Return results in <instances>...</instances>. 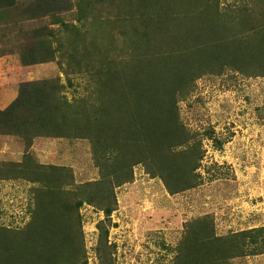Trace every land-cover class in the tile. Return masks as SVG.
<instances>
[{
	"label": "trees",
	"instance_id": "1",
	"mask_svg": "<svg viewBox=\"0 0 264 264\" xmlns=\"http://www.w3.org/2000/svg\"><path fill=\"white\" fill-rule=\"evenodd\" d=\"M220 4L219 0H0V16L18 12L23 20L49 18L57 24L34 28L33 48L21 52L25 64L60 54L71 60L65 66L68 73L88 76L103 99L97 106L95 95L69 100L60 78L23 83V99L0 109V134L15 133L30 141L44 135L92 138L98 141L105 164L107 152L115 151L111 172L103 176L111 185L110 175L116 186L122 185L131 179L136 164L145 163L173 193L194 187L196 175L191 177L185 166L177 165L191 156L192 172L202 158L179 118L177 94L182 90L176 87L177 77L192 80L228 64L264 75V12L221 10ZM69 14L77 16L75 21L68 19ZM76 83L68 77L70 87L76 88ZM215 143L222 145L218 139ZM28 162L17 163L18 169L0 168V179L24 177L47 184L36 189L38 210L29 225L46 229L36 237L41 238L36 239L40 247L33 245L31 251L44 264H57L66 242H75L66 227L70 225L66 214L81 203L69 202L64 171L43 165L34 170ZM42 168L56 176L41 175ZM183 172L190 183L178 186L174 174ZM102 195L100 204L108 201L102 207L110 215L115 196L108 190ZM96 199L100 196L88 198ZM43 211L47 222L38 219ZM64 227L63 232L49 235ZM56 239H61L59 245ZM9 247L13 246L6 244L5 250ZM20 249L27 246L20 244ZM177 249L175 264H229L235 257L264 254V226L217 235L206 216L188 224Z\"/></svg>",
	"mask_w": 264,
	"mask_h": 264
},
{
	"label": "rangeland",
	"instance_id": "2",
	"mask_svg": "<svg viewBox=\"0 0 264 264\" xmlns=\"http://www.w3.org/2000/svg\"><path fill=\"white\" fill-rule=\"evenodd\" d=\"M219 1L221 10L241 7L251 14L264 12V0ZM22 17L18 12L0 16V109L23 99V83L54 78L65 85L62 92L69 100L95 95L97 106L103 99L89 77L66 70L70 59L58 54L33 64L23 62L21 52L29 53L37 40L34 28L57 24L52 25L49 18ZM76 17L69 14L68 19ZM181 76L176 82L182 90L177 94L179 118L202 158L192 172L191 156L177 162L197 181L177 193L145 163L136 164L131 179L122 185L116 186L110 175L111 185L103 176L111 172L115 151L107 152L105 164L99 157V143L92 138L44 135L30 141L15 133L0 134V168L18 169L17 163L29 161L34 170L37 165L61 169L69 202L81 203L66 214L70 222L66 227L75 242H66L64 250L58 246L64 252L58 253L57 264H175L177 248L192 221L209 216L217 235L264 226V75L228 64L192 80ZM68 77L77 82L76 88L68 85ZM217 139L221 147L216 146ZM43 170L41 175L56 176ZM188 174H174L178 186L190 183ZM46 185L24 177L0 179V264L45 263L32 256V251L33 245L40 247L36 239L41 238L36 237L46 228L29 224L38 210L36 189ZM107 190L115 196L110 215L102 207L108 201L100 204ZM92 195L100 199L90 202ZM45 212L38 214L39 221H48ZM63 230L55 228L49 235ZM60 240L56 239L58 245ZM8 243L13 247L5 250ZM20 244L27 249L21 250ZM229 264H264V254L235 257Z\"/></svg>",
	"mask_w": 264,
	"mask_h": 264
}]
</instances>
